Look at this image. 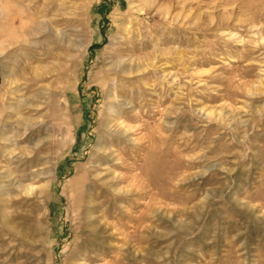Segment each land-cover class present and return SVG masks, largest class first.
Wrapping results in <instances>:
<instances>
[{
	"label": "rangeland",
	"instance_id": "1",
	"mask_svg": "<svg viewBox=\"0 0 264 264\" xmlns=\"http://www.w3.org/2000/svg\"><path fill=\"white\" fill-rule=\"evenodd\" d=\"M108 101L125 108L123 193L101 212L110 237L91 264H264V0H0V169L20 178L11 157L30 153L38 123L55 162L44 248L0 228V264L76 257L73 199Z\"/></svg>",
	"mask_w": 264,
	"mask_h": 264
},
{
	"label": "bare ground",
	"instance_id": "2",
	"mask_svg": "<svg viewBox=\"0 0 264 264\" xmlns=\"http://www.w3.org/2000/svg\"><path fill=\"white\" fill-rule=\"evenodd\" d=\"M138 12H142V10ZM124 62L117 63L114 68L120 75L125 73L124 67L126 64H124ZM67 71L69 70L65 65L55 70L57 77L60 79L65 76ZM35 84L34 80L31 86ZM120 89L115 92L117 101L118 98L121 99L126 95L124 89ZM54 94L51 98L56 97ZM59 98L60 94L58 98L52 102L51 108L55 111L60 110L64 113V111H68V109H66L68 100L66 96H63L62 100H59ZM32 101H36L39 105L43 106L49 104L45 96H37ZM107 106L108 118H111V122L108 121L105 123L104 121L102 129L99 128L101 131L99 132L98 141L94 147L95 153L93 152L94 154L91 155V159H89L90 161L85 170L88 184L82 187L84 188V192L82 193V190H79L80 194H76L77 197L73 199V203L78 208L79 227L76 236L79 238V241L76 247V257L71 260L70 264H91L95 261V246L97 244H105L106 241L104 239L110 237L107 227L102 222L103 215L101 212L104 210L106 204H108V197H121L123 193V191L118 188L120 176L115 173V168L118 167V158L116 156L118 153L114 149L119 141V144H121L122 138L126 137L127 128L123 125L125 123L123 120L125 108L122 107V102L120 103V101L116 103L108 101ZM208 115L209 114H207V116ZM37 126L40 127L38 131ZM36 133L39 135H36ZM47 133L48 128L41 126V123L29 125V131L25 134V142L27 143V148L30 153H22V148H19V152L17 153L13 150L15 154H12V161L15 163L23 161V173L20 178H13L10 174L7 176L5 175V171L0 169L1 231H4V234L6 233L10 238L16 237L15 239H18L22 244L41 248H44V222L50 213V190L55 181V162H52V159L49 157V152L39 151L42 145L48 140L46 136ZM2 140L5 141V138ZM5 153L6 150H0V157H3ZM115 153L117 154L115 155ZM75 193H77V191ZM22 199L24 200L23 203H21ZM21 204H23V206L27 204V208L21 209V207L18 206ZM248 211L253 215L251 210ZM256 220L261 224L264 223V218L256 217ZM19 224L23 226L22 229L20 228L21 230H18ZM1 231L0 233H2ZM4 234L3 236H5ZM1 250L5 252L7 249L3 247ZM9 255L12 256L13 254L9 252ZM133 260L136 264H140L137 258L133 257Z\"/></svg>",
	"mask_w": 264,
	"mask_h": 264
}]
</instances>
